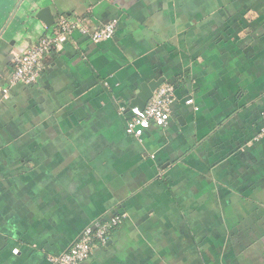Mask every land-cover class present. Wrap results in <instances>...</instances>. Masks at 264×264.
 Segmentation results:
<instances>
[{
  "label": "crops",
  "instance_id": "1",
  "mask_svg": "<svg viewBox=\"0 0 264 264\" xmlns=\"http://www.w3.org/2000/svg\"><path fill=\"white\" fill-rule=\"evenodd\" d=\"M62 16L118 28L75 33L4 97ZM158 80L172 120L133 136L132 102ZM263 127L264 0H0V264H51L120 214L82 264H264Z\"/></svg>",
  "mask_w": 264,
  "mask_h": 264
},
{
  "label": "built area",
  "instance_id": "2",
  "mask_svg": "<svg viewBox=\"0 0 264 264\" xmlns=\"http://www.w3.org/2000/svg\"><path fill=\"white\" fill-rule=\"evenodd\" d=\"M117 28L118 20L116 19L92 31L85 26L82 19L62 16L51 34L45 35L38 44L15 57V70L8 87L3 89L4 97H8L16 85L34 86L37 84L44 71V57L54 50H60L75 33H80L100 43L111 40L115 36ZM175 100V87L171 84L161 85L155 91L144 111H140L137 107L132 109L133 117L128 124L129 133L133 136H139L138 127L168 126L172 120ZM187 103L193 104L194 101L190 99ZM263 137L264 127L258 139ZM124 219L125 215L120 214L110 219L99 218L94 220L67 251L49 258L51 264H82L89 260L97 246L107 244L111 232L118 228Z\"/></svg>",
  "mask_w": 264,
  "mask_h": 264
},
{
  "label": "water",
  "instance_id": "3",
  "mask_svg": "<svg viewBox=\"0 0 264 264\" xmlns=\"http://www.w3.org/2000/svg\"><path fill=\"white\" fill-rule=\"evenodd\" d=\"M38 18L46 23L47 26H51L54 23L52 14L49 8L41 10ZM164 80L153 81L143 86L142 91L138 94L135 100L132 102L131 108H138L140 111H144L148 102L153 97L154 92L162 85Z\"/></svg>",
  "mask_w": 264,
  "mask_h": 264
},
{
  "label": "trees",
  "instance_id": "4",
  "mask_svg": "<svg viewBox=\"0 0 264 264\" xmlns=\"http://www.w3.org/2000/svg\"><path fill=\"white\" fill-rule=\"evenodd\" d=\"M119 227H120V226H119ZM119 227H118V228H119ZM118 228H115L111 233H113L114 231H116Z\"/></svg>",
  "mask_w": 264,
  "mask_h": 264
}]
</instances>
